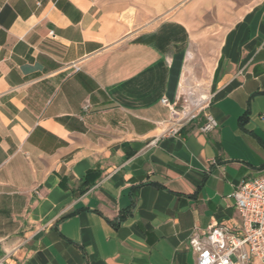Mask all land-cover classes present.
<instances>
[{
    "label": "crops",
    "instance_id": "0c3cea01",
    "mask_svg": "<svg viewBox=\"0 0 264 264\" xmlns=\"http://www.w3.org/2000/svg\"><path fill=\"white\" fill-rule=\"evenodd\" d=\"M208 12L218 125L174 132ZM257 176L264 0H0V264H196L191 231L238 225Z\"/></svg>",
    "mask_w": 264,
    "mask_h": 264
},
{
    "label": "built area",
    "instance_id": "2783aa9c",
    "mask_svg": "<svg viewBox=\"0 0 264 264\" xmlns=\"http://www.w3.org/2000/svg\"><path fill=\"white\" fill-rule=\"evenodd\" d=\"M52 33V32H51ZM168 104L166 98L162 100ZM210 96L198 109L184 105L182 111L173 110V131L201 114L206 121L201 130L209 131L218 125L206 109ZM87 107V106H85ZM231 196L240 217L236 226L212 223L205 229L194 228L188 239V248L196 264H264V176L242 181Z\"/></svg>",
    "mask_w": 264,
    "mask_h": 264
},
{
    "label": "rangeland",
    "instance_id": "374dc122",
    "mask_svg": "<svg viewBox=\"0 0 264 264\" xmlns=\"http://www.w3.org/2000/svg\"><path fill=\"white\" fill-rule=\"evenodd\" d=\"M226 27L211 12L206 13L200 23L192 26V42L187 54V66L177 111H182L184 105L195 108L191 100H198L203 94L209 97L211 70Z\"/></svg>",
    "mask_w": 264,
    "mask_h": 264
},
{
    "label": "bare ground",
    "instance_id": "6f19581e",
    "mask_svg": "<svg viewBox=\"0 0 264 264\" xmlns=\"http://www.w3.org/2000/svg\"><path fill=\"white\" fill-rule=\"evenodd\" d=\"M182 88H183V83H182ZM207 98L208 96L203 94L198 100L192 99L191 102L193 105L198 107V106H202L206 102Z\"/></svg>",
    "mask_w": 264,
    "mask_h": 264
}]
</instances>
